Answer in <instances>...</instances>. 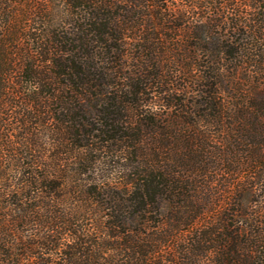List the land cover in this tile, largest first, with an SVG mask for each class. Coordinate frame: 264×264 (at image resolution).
Instances as JSON below:
<instances>
[{"label":"trees","instance_id":"trees-1","mask_svg":"<svg viewBox=\"0 0 264 264\" xmlns=\"http://www.w3.org/2000/svg\"><path fill=\"white\" fill-rule=\"evenodd\" d=\"M0 264H264V0H0Z\"/></svg>","mask_w":264,"mask_h":264},{"label":"rangeland","instance_id":"rangeland-1","mask_svg":"<svg viewBox=\"0 0 264 264\" xmlns=\"http://www.w3.org/2000/svg\"><path fill=\"white\" fill-rule=\"evenodd\" d=\"M239 73H240V72H239ZM239 75H240V74H239ZM240 76H241V75H240ZM254 188H255V187L252 188V191H254Z\"/></svg>","mask_w":264,"mask_h":264}]
</instances>
